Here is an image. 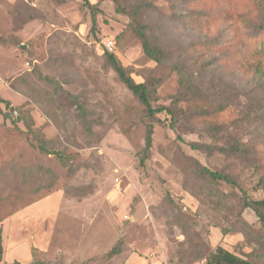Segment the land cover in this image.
I'll return each mask as SVG.
<instances>
[{"label":"rangeland","instance_id":"374dc122","mask_svg":"<svg viewBox=\"0 0 264 264\" xmlns=\"http://www.w3.org/2000/svg\"><path fill=\"white\" fill-rule=\"evenodd\" d=\"M88 1L101 12L96 33L83 0H0V264H205L218 247L264 264V225L240 189L264 198V79L252 55L264 0ZM137 23L165 64L144 54ZM107 54L136 83L154 80L153 107L175 106L177 62L209 93L180 104L172 129L167 113L147 117ZM219 103L213 130L196 112ZM234 144L251 161L228 152Z\"/></svg>","mask_w":264,"mask_h":264},{"label":"trees","instance_id":"16d2710c","mask_svg":"<svg viewBox=\"0 0 264 264\" xmlns=\"http://www.w3.org/2000/svg\"><path fill=\"white\" fill-rule=\"evenodd\" d=\"M84 5L91 11L92 15V30L94 33L97 31V15L100 12L98 5L91 4L88 0H83ZM117 12L120 14L128 15L130 16L131 13L125 9L118 8ZM133 14H135L133 12ZM239 18V17H238ZM236 18L238 21H242V17L239 19ZM147 27L143 24L137 23L134 26V32L138 36V38L141 41L142 49L144 54L153 62L156 64L162 65L165 64L168 57L166 52L157 44H153L150 39L147 36ZM257 36L253 38L256 44H253L252 49V55L256 59L254 67V73L255 75L260 78L264 79V24L260 25L258 28ZM253 37V36H252ZM251 37V38H252ZM258 39L262 38V41L259 43ZM108 61L112 67V69L117 74L120 81L126 86V88L137 98V100L146 108V114L147 117L150 120H154L157 115L167 113L171 116V128L173 129L174 123L177 121V114H178V106L182 103L188 102L190 103L192 100H190L189 96H199L204 97V95H207L209 93L208 90L204 87V84L202 81H196L197 77H193L191 73L187 71V69L182 65L180 62H177L174 64L173 68L177 72V74L180 76V93L175 97L176 103L175 106H160V107H153L151 103V93L152 88L154 85V80L143 82V83H136L133 78L129 75L128 71L122 67L120 62L117 60V58L112 54H107ZM204 87V89L202 88ZM69 98H72L77 103V109L83 119H86L87 113L85 108L78 103L77 98L69 96ZM229 100V99H226ZM224 100V101H226ZM223 101V102H224ZM7 104L6 101H4L0 96V104ZM222 103V102H221ZM221 103L216 105V109L214 110V115H209L207 110L202 113L201 111L196 112V118L197 117H205L209 119V121L213 124L214 128L213 130H219L222 127V124L220 123H213V119H220L221 114H224L227 111L226 107L220 106ZM245 119V117H244ZM31 129V127H30ZM87 130L90 132V127L87 124ZM152 140H153V129L152 127H149L147 130L146 138H145V149L143 150V158L140 160V165L143 167L145 165L146 158L149 156L151 149H152ZM193 150H201L203 148L211 149L209 146L204 145H198V144H191L190 145ZM213 149H219L220 151H228L224 148H218L215 147ZM229 151L238 158H242L246 160L247 162L251 161V151L244 146L243 144H234L233 146L228 148ZM40 151L42 153H46V147L44 144L40 146ZM202 173L209 176L213 181L215 182H224L227 185L239 187L238 183L234 181L230 176L218 173V172H212L208 170L207 168H203ZM242 204L245 209H250L254 212L255 216L258 218V220L264 225V198L261 200H254L251 199L246 191H244L242 188ZM258 191H262L264 194V176L259 178L258 183ZM1 247H2V231L0 228V259H1ZM122 247V239H119L115 246L111 249V251L107 254V257L112 258L114 256H117L120 253V249ZM202 259H205V264H253L248 259H243L237 255H235L232 252H229L228 250L218 247L216 250L211 251L208 253V255ZM11 264H20L19 262H13Z\"/></svg>","mask_w":264,"mask_h":264},{"label":"water","instance_id":"95a60500","mask_svg":"<svg viewBox=\"0 0 264 264\" xmlns=\"http://www.w3.org/2000/svg\"><path fill=\"white\" fill-rule=\"evenodd\" d=\"M11 112H14V111H13V109H11ZM54 154H55V155H57V156H59V155H60V154H58V153H54Z\"/></svg>","mask_w":264,"mask_h":264}]
</instances>
